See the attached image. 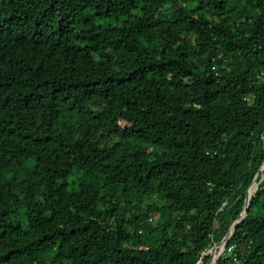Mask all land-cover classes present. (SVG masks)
<instances>
[{"label": "trees", "instance_id": "16d2710c", "mask_svg": "<svg viewBox=\"0 0 264 264\" xmlns=\"http://www.w3.org/2000/svg\"><path fill=\"white\" fill-rule=\"evenodd\" d=\"M229 230L264 264V0H0V264H210Z\"/></svg>", "mask_w": 264, "mask_h": 264}, {"label": "water", "instance_id": "95a60500", "mask_svg": "<svg viewBox=\"0 0 264 264\" xmlns=\"http://www.w3.org/2000/svg\"><path fill=\"white\" fill-rule=\"evenodd\" d=\"M262 172H263V170H262V168H261V169L259 170V172H258V174H257V176H256V178H255V180H254V182H253V184H256L257 179L260 177V175L262 174ZM250 194H251V191L249 190L248 193H247L246 204H248V200H249ZM247 213H248V208H246L243 217H245V216L247 215ZM235 225H236V223L233 224V226H235ZM230 238H231V231L229 230V233L227 234V236L225 237V239L223 240V243H222V245H221L223 248H225V247L227 246V244H228Z\"/></svg>", "mask_w": 264, "mask_h": 264}, {"label": "built area", "instance_id": "2783aa9c", "mask_svg": "<svg viewBox=\"0 0 264 264\" xmlns=\"http://www.w3.org/2000/svg\"><path fill=\"white\" fill-rule=\"evenodd\" d=\"M236 249H237L236 245H231L229 248H227V246L225 248H223L224 253L227 252L230 254V256L233 260V264H243L242 261L238 258L237 253H235Z\"/></svg>", "mask_w": 264, "mask_h": 264}, {"label": "rangeland", "instance_id": "374dc122", "mask_svg": "<svg viewBox=\"0 0 264 264\" xmlns=\"http://www.w3.org/2000/svg\"><path fill=\"white\" fill-rule=\"evenodd\" d=\"M256 186V185H255ZM257 187V186H256ZM211 254L213 256V259L212 261L210 262V264H214L216 263V261L220 258V256L222 254H224V250H223V247L220 246L219 248H215L211 251Z\"/></svg>", "mask_w": 264, "mask_h": 264}]
</instances>
